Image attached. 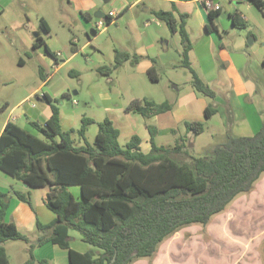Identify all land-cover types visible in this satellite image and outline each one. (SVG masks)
Here are the masks:
<instances>
[{"label":"trees","instance_id":"1","mask_svg":"<svg viewBox=\"0 0 264 264\" xmlns=\"http://www.w3.org/2000/svg\"><path fill=\"white\" fill-rule=\"evenodd\" d=\"M250 1L264 18V1ZM155 15L172 33L177 32L172 13L160 11ZM215 15L210 13V19ZM231 18L237 27H245L235 16ZM105 19L109 26L111 18L105 15ZM41 24L48 33L44 21ZM184 26L182 22L179 29L183 66L190 71L196 92L214 99L215 92L188 63L192 43ZM44 43L39 37L34 46ZM128 58L127 53L116 51L114 65L106 69H118ZM98 71L105 74L103 69ZM148 73L155 80L153 69ZM44 100L51 106L52 116L43 124L30 121L38 135L9 122L0 136V171L30 189L48 188L44 204L55 214L49 224L37 221L41 236L36 245L30 246L27 264L35 262V248L48 243L67 250L70 264H133L141 259L152 262L164 242L184 228L209 226L240 196L252 193L264 176V122L252 137H236L228 131L226 141L202 157L191 155L184 138L172 148L157 146V131L149 127L151 150L144 153L137 136L122 146L120 131L109 119L98 124L94 143L87 137L95 124L90 118H83L78 129L62 130L59 100L46 94ZM6 108L4 103L0 109ZM171 109L169 103L157 104L148 99H135L125 108L145 118ZM216 113L214 106H208L206 120ZM185 127L194 137L205 130L203 122H186ZM70 187H79L80 196L76 197ZM15 196L31 206L30 195ZM10 204L11 196L0 191V264H11L7 241L30 243L15 223L6 221ZM70 230L80 233L85 243L101 253L96 256L73 250Z\"/></svg>","mask_w":264,"mask_h":264},{"label":"crops","instance_id":"2","mask_svg":"<svg viewBox=\"0 0 264 264\" xmlns=\"http://www.w3.org/2000/svg\"><path fill=\"white\" fill-rule=\"evenodd\" d=\"M204 1L0 0V29L3 33H13V36L18 39L16 42L11 41L12 64L24 68L29 64L37 66L39 62L38 66H40V82L33 87L30 86L19 100L12 99L5 102L7 108L2 111L4 118L0 136L9 122L32 133L29 129L32 128L30 121L40 124L49 121L52 116V108L44 100L45 94L52 99H58L59 96L65 99L73 98L71 91L75 90L68 80L59 75L60 70L69 66V76L81 80L86 67L75 62L78 55L87 50L93 40H89L79 49V40L70 33L67 29L68 26H73L77 22L81 27L87 29L85 26L92 24V20L95 18L93 35L97 36L100 31L97 28L98 18L95 17L97 13H103V18L110 12L114 13L115 17L107 27L110 28L113 24L117 25L118 20L129 16L132 10L141 5H143V12H151L155 20H148L144 23V32L139 30L138 21L129 22V35L134 39L137 47L130 48L122 45L121 49H115V54L116 51H121L127 53L129 58L122 66L113 71L121 70L120 72L127 76L131 83L138 79H142V84L150 82L153 90L149 94L136 96V94H130L129 91L126 92L124 84H121L117 79L115 80L117 88L115 93L111 90L98 93L97 88L94 87L92 97L90 96L91 102L87 97H84L83 89L75 91L74 96L80 95L81 102L87 104L88 109L91 110L85 112L80 102L73 99V106H68L64 101L60 102L62 130L78 129L83 118L94 120L95 124L91 127L97 126V128L100 122L109 119L120 131L119 142L123 138L126 145L132 137L137 136L141 140L142 151L148 153L151 150L149 127H153L157 131L155 138L157 146L172 148L183 138L188 141L189 145L194 140V136L186 132L185 123L206 120V108L215 103L217 113L214 116L220 117L225 133L229 131L236 137L254 136L260 131L264 122V18L250 0H213L214 10L206 8ZM46 6L49 9L53 7L54 11L59 12L63 31H54L52 22L46 14ZM160 11L173 14L177 22V32L172 33L167 24L155 15ZM210 13L216 14L212 20L209 16ZM77 15L79 16L78 21ZM231 16H235L238 23H244L245 27H237ZM41 21H44L48 33L43 30ZM182 22L183 25L185 24L184 28L192 43V49L188 54V63L200 80L215 92L214 99L196 92L192 85V75L183 66V45L179 32ZM212 25L215 28H212ZM104 32L109 31L104 30L100 33ZM39 37H42L45 43L41 46H34ZM36 59L38 61H35ZM61 62L63 64L60 65ZM40 63L48 65L54 71L51 74L46 73ZM113 65L114 63L111 67ZM79 67L80 70H78ZM98 69H103L105 73L103 75H111L113 72H109L102 66L96 70ZM150 69H153L155 80L149 76ZM184 69L190 73L191 78L181 71ZM179 71L181 76L185 74L183 82L185 86L177 85L174 89L170 85L173 81H177L176 76L180 75ZM135 99H148L157 104L169 103L172 105V109L150 118L126 112V106ZM98 115H102L100 116L102 119L96 118ZM208 120L206 121L208 122ZM207 122L204 124L206 125ZM91 127L88 132L91 131ZM214 128L216 126L211 125V129ZM22 187L23 190L13 189V191L0 189L12 197L6 221L15 223L18 229L21 222L12 217V201L14 197L17 198L16 193L31 192L32 195L28 186L23 185ZM78 196H80V188ZM48 210L47 207L40 208L41 214L44 215V219H42L39 217V212L33 209L35 225H37V221L49 224L55 219V214ZM69 236L71 238L70 246L73 250L80 253L92 252L96 256L101 253L99 249L85 243L82 235L77 231L70 230ZM169 240L162 244L152 264L176 263L173 253L166 252L170 244ZM48 244H50L49 262L46 260V256H40L38 259L34 256L33 264L37 262L39 264H51V262L53 264H70L67 250L52 243ZM133 264H150V261L141 259Z\"/></svg>","mask_w":264,"mask_h":264},{"label":"rangeland","instance_id":"3","mask_svg":"<svg viewBox=\"0 0 264 264\" xmlns=\"http://www.w3.org/2000/svg\"><path fill=\"white\" fill-rule=\"evenodd\" d=\"M45 9L48 18L52 22L54 31H63L60 24L59 12L54 11L53 7L49 9L46 6ZM78 17L77 15V21ZM153 19L152 13L143 12V5H141L132 10L129 16H124L118 20L117 25L113 24L110 28L105 26L104 30L109 32L100 33L101 31H98L99 34L97 36L93 35L95 18H93L92 24H88V26H85L83 23L87 29L81 27L80 23L77 24V22L73 26H68L67 29L70 33L79 40V49L89 42V40H93V43L87 50L82 51L78 55L75 62L86 67L81 80L69 76V66L62 68L59 75L69 81L70 85L74 88L73 90L78 91L83 89V95L88 98L89 102H91L90 96L92 97V89L94 87L97 88L98 93L106 90H111L115 93L117 90L115 80L117 79L121 84H124L126 92L129 91L130 94H136V96L149 94L153 90L150 82L142 84V79H138L134 83H131L128 77L120 72L121 70L113 71L111 75H103L97 72L99 69H96L100 66L110 68L114 63L115 49H121L122 45L130 48L137 47L134 39L129 35L130 30L128 26L130 21H138L139 30L144 32V23ZM13 35L10 32L3 33L0 29V108L7 100H19L28 91L30 86L33 87L36 83L40 82L39 62L37 66L29 64L24 68L12 64L13 50L11 41L16 42L18 40ZM35 61H38V59ZM41 66L45 68L48 74L54 71L48 65L42 64ZM78 70H80V67ZM181 71L186 73L188 78H191L190 73L186 69ZM184 75L181 76L180 74L176 76L177 81H173L170 86L174 89L177 85H180V87L185 86L183 85L185 80ZM75 91H71L72 99L79 101L85 112H90L91 109H88L87 104H84L83 101L81 102V96H74ZM72 99H65L61 96L58 98L59 103L64 101L68 106H73ZM210 106L216 108L215 103H212ZM88 114L90 115L91 113ZM100 116L102 115H98L96 118L102 119ZM3 118L2 110L0 109V128ZM202 122L205 123L207 121L204 120ZM211 125L216 126V128L212 130ZM91 128L87 137L90 143H94L98 128L97 126ZM29 129L33 134H38L33 128ZM225 141L226 133L224 132L220 117L214 116L206 123L204 132L194 137V140L189 143L190 153L194 157L210 155L214 146ZM120 143L125 145L123 138ZM23 185L22 182L0 171V189L23 190ZM31 191L32 195L30 194L31 192L26 193V195L31 196L32 207L15 197L12 201V217L21 222L19 229L28 236L30 243L27 244L23 241L13 240L5 243L11 264H27L31 259L30 246L32 244L36 245L41 236L33 220L35 216L33 209L39 212V217L44 219L40 208L46 207L44 205V198L48 192V188L31 189ZM70 191L79 197L78 187H71ZM48 211L51 212L50 210ZM168 242L170 244L166 252L169 253L170 251L173 253V257L176 260L174 264H264V176L256 184L255 190L252 193L240 196L224 213L216 216L209 226H190L184 228L175 234L173 238H170ZM49 245L36 247L34 256L37 259L40 256H46L45 258L49 262ZM36 264L39 263L37 262ZM51 264L53 263L51 262Z\"/></svg>","mask_w":264,"mask_h":264},{"label":"built area","instance_id":"4","mask_svg":"<svg viewBox=\"0 0 264 264\" xmlns=\"http://www.w3.org/2000/svg\"><path fill=\"white\" fill-rule=\"evenodd\" d=\"M229 1H234V0H229ZM204 3H205L206 8L211 9V10L215 9V5L213 3V0H205ZM107 16H109L111 18V20L113 17H115L113 12H110L109 14H107ZM105 26H108L105 18H100L97 20L98 30L103 31L105 29Z\"/></svg>","mask_w":264,"mask_h":264},{"label":"water","instance_id":"5","mask_svg":"<svg viewBox=\"0 0 264 264\" xmlns=\"http://www.w3.org/2000/svg\"><path fill=\"white\" fill-rule=\"evenodd\" d=\"M105 1H109V0H105ZM95 17L98 18V19H100V18H103L104 15H103V13L99 12V13H97V14L95 15ZM37 36H38V35H37ZM248 43L251 44L250 41H248Z\"/></svg>","mask_w":264,"mask_h":264}]
</instances>
